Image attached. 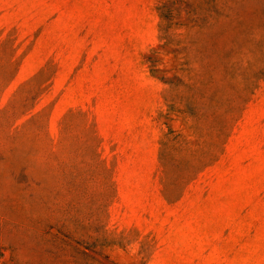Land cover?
<instances>
[{
    "label": "rangeland",
    "instance_id": "rangeland-1",
    "mask_svg": "<svg viewBox=\"0 0 264 264\" xmlns=\"http://www.w3.org/2000/svg\"><path fill=\"white\" fill-rule=\"evenodd\" d=\"M0 264H264V0H0Z\"/></svg>",
    "mask_w": 264,
    "mask_h": 264
}]
</instances>
